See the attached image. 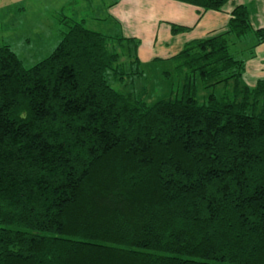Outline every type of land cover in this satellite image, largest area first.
<instances>
[{"label": "trees", "instance_id": "16d2710c", "mask_svg": "<svg viewBox=\"0 0 264 264\" xmlns=\"http://www.w3.org/2000/svg\"><path fill=\"white\" fill-rule=\"evenodd\" d=\"M56 19L59 42L30 67L0 45V264H264V78L247 86L230 52L250 38L253 55L264 27L235 6L171 58L177 93L148 104L109 82L143 74L135 38ZM220 84L232 95L198 100Z\"/></svg>", "mask_w": 264, "mask_h": 264}, {"label": "rangeland", "instance_id": "374dc122", "mask_svg": "<svg viewBox=\"0 0 264 264\" xmlns=\"http://www.w3.org/2000/svg\"><path fill=\"white\" fill-rule=\"evenodd\" d=\"M111 2L112 0H0V45L9 44L23 64L30 67L46 57L59 42L61 25L55 16H59L61 10L62 14L73 19H86L85 25L91 29L118 37L113 34L114 23L102 20L105 16L104 9ZM92 17L100 19L93 21ZM249 44L250 39L234 40L230 45V52L237 58H243L249 50ZM109 47L121 53L123 62L130 60L126 48H121L115 38L109 41ZM172 68L173 63L141 67V76L124 80L111 76L109 82L114 88L125 92H140L145 87L144 99L148 104H152L168 96L172 87L174 94L177 93L174 85L177 83L176 76L166 79L162 74L163 70L172 71ZM211 91L231 96L232 86L220 84L212 89L199 86L198 100L202 102Z\"/></svg>", "mask_w": 264, "mask_h": 264}, {"label": "crops", "instance_id": "0c3cea01", "mask_svg": "<svg viewBox=\"0 0 264 264\" xmlns=\"http://www.w3.org/2000/svg\"><path fill=\"white\" fill-rule=\"evenodd\" d=\"M237 5L247 8L254 29L264 27V0H227L220 10L203 9L181 0H112L104 9L102 20L114 23L113 34L138 41L135 54L141 67H146L173 63L171 58L187 42L225 31L231 12ZM98 19L91 18L93 21ZM76 20L86 22L83 18ZM172 24L188 29L172 33ZM243 58L241 79L253 87L264 78V41L255 46L253 55L246 54Z\"/></svg>", "mask_w": 264, "mask_h": 264}]
</instances>
